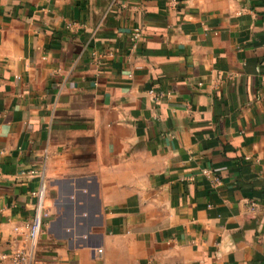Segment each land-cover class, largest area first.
I'll return each mask as SVG.
<instances>
[{
  "label": "crops",
  "instance_id": "0c3cea01",
  "mask_svg": "<svg viewBox=\"0 0 264 264\" xmlns=\"http://www.w3.org/2000/svg\"><path fill=\"white\" fill-rule=\"evenodd\" d=\"M42 176L32 264H264V0H0V264Z\"/></svg>",
  "mask_w": 264,
  "mask_h": 264
},
{
  "label": "built area",
  "instance_id": "2783aa9c",
  "mask_svg": "<svg viewBox=\"0 0 264 264\" xmlns=\"http://www.w3.org/2000/svg\"><path fill=\"white\" fill-rule=\"evenodd\" d=\"M35 172V170L31 171V173ZM33 194L36 196V203L32 218L26 220L22 226H15V230L24 231L26 239L29 242V247L15 249L10 254L13 264H32L33 256L43 231L45 220L49 217V212L45 203L47 182L43 176L39 188L34 190Z\"/></svg>",
  "mask_w": 264,
  "mask_h": 264
}]
</instances>
